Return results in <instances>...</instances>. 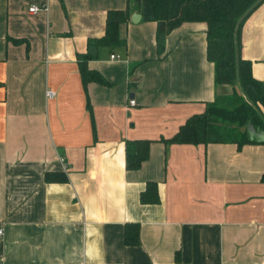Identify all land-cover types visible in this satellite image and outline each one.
Returning a JSON list of instances; mask_svg holds the SVG:
<instances>
[{
	"label": "crops",
	"instance_id": "0c3cea01",
	"mask_svg": "<svg viewBox=\"0 0 264 264\" xmlns=\"http://www.w3.org/2000/svg\"><path fill=\"white\" fill-rule=\"evenodd\" d=\"M127 3L0 0V264H264V142L162 140L238 90L215 83L205 21L181 22L158 50L157 21L129 6L126 45L87 60L108 82L83 85L78 55ZM240 33L264 81V0ZM147 180L157 202L140 200Z\"/></svg>",
	"mask_w": 264,
	"mask_h": 264
},
{
	"label": "trees",
	"instance_id": "16d2710c",
	"mask_svg": "<svg viewBox=\"0 0 264 264\" xmlns=\"http://www.w3.org/2000/svg\"><path fill=\"white\" fill-rule=\"evenodd\" d=\"M263 0H128L125 8H110L106 26L99 37H89L84 53L78 55L83 85L88 81L107 83L97 70L87 67V60L97 57L100 46H125L119 26L129 18L132 5L143 20H156V43L161 50L168 31L183 21L202 20L206 27V56L214 64L215 83L238 87L231 94L219 95L206 102L204 110L190 114L165 143L264 142V81L253 76L251 60L241 56V25ZM263 135V136H262ZM147 140H144V142ZM49 177V174L46 175ZM157 183L147 180L140 192L141 202H157ZM138 224L126 223L124 241L139 242Z\"/></svg>",
	"mask_w": 264,
	"mask_h": 264
},
{
	"label": "built area",
	"instance_id": "2783aa9c",
	"mask_svg": "<svg viewBox=\"0 0 264 264\" xmlns=\"http://www.w3.org/2000/svg\"><path fill=\"white\" fill-rule=\"evenodd\" d=\"M41 7L39 4H36V3H32L28 6V11L33 13V12H36L37 10H39ZM110 56L112 58H116L118 57V54H115V53H111ZM46 95L47 97H52L54 95V90L52 89H46ZM129 103L130 104H134L135 103V100L134 98H130L129 99ZM61 160H63V158H61ZM3 232V228L0 226V234H2ZM70 264H84L83 261H74V262H71Z\"/></svg>",
	"mask_w": 264,
	"mask_h": 264
},
{
	"label": "water",
	"instance_id": "95a60500",
	"mask_svg": "<svg viewBox=\"0 0 264 264\" xmlns=\"http://www.w3.org/2000/svg\"><path fill=\"white\" fill-rule=\"evenodd\" d=\"M140 16H141V14L139 12H133L131 14L130 18L133 22H136L140 19ZM131 95H132V93H131Z\"/></svg>",
	"mask_w": 264,
	"mask_h": 264
},
{
	"label": "rangeland",
	"instance_id": "374dc122",
	"mask_svg": "<svg viewBox=\"0 0 264 264\" xmlns=\"http://www.w3.org/2000/svg\"><path fill=\"white\" fill-rule=\"evenodd\" d=\"M204 107H205V105H204ZM204 107H203V109H202L201 111H203V110H204ZM201 111H200V112H201Z\"/></svg>",
	"mask_w": 264,
	"mask_h": 264
}]
</instances>
